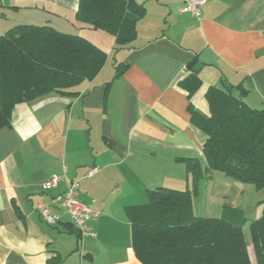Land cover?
<instances>
[{
    "label": "crops",
    "instance_id": "obj_1",
    "mask_svg": "<svg viewBox=\"0 0 264 264\" xmlns=\"http://www.w3.org/2000/svg\"><path fill=\"white\" fill-rule=\"evenodd\" d=\"M135 1L145 16L135 40L116 50L113 36L75 20L78 0H0V36L18 25L48 26L106 57L94 79L69 90L76 96L51 93L17 104L10 128L0 129V264H46L55 256L60 264H141L124 209L145 204L146 190H185L176 159L204 165L205 137L191 125L177 86L195 56L202 63L196 109L208 113L205 90L223 80L242 84L251 109L264 106V0H205L199 19L180 13L182 0ZM118 65L127 68L114 78ZM54 175L57 186L43 190ZM71 181L84 191L81 203L93 201L87 224L95 236L80 241L67 232L75 229L63 210L50 204ZM38 204H49L58 224H44ZM191 207L198 218L232 209L252 221L264 208V188L212 171Z\"/></svg>",
    "mask_w": 264,
    "mask_h": 264
},
{
    "label": "trees",
    "instance_id": "obj_2",
    "mask_svg": "<svg viewBox=\"0 0 264 264\" xmlns=\"http://www.w3.org/2000/svg\"><path fill=\"white\" fill-rule=\"evenodd\" d=\"M76 7L75 20L113 36L116 50L135 40L136 25L145 16L144 6L135 0H78ZM105 61V53L90 42L48 26L18 25L8 30L0 36V129L10 128L17 104L51 93L76 96L69 90L94 79ZM201 65L197 56L189 61L177 86L186 94L191 125L205 137L204 165L197 158L176 159L185 170V190H146L145 204L124 209L131 248L141 264H251L246 231L255 264H264V208L252 221L232 209H224L215 219L193 214L200 180L208 179L212 171L255 190L264 188V106L251 109L243 102L248 91L242 84L231 86L223 80L220 87L205 90L208 113H202L192 101L202 85ZM126 68L118 65L114 78ZM15 213L21 217L17 207ZM67 232L78 241L82 238L72 227ZM60 262L55 256L46 264Z\"/></svg>",
    "mask_w": 264,
    "mask_h": 264
},
{
    "label": "built area",
    "instance_id": "obj_3",
    "mask_svg": "<svg viewBox=\"0 0 264 264\" xmlns=\"http://www.w3.org/2000/svg\"><path fill=\"white\" fill-rule=\"evenodd\" d=\"M182 6L180 13L191 16L193 19H199L201 17V8L205 4V0H182ZM94 170L90 171L88 175H91ZM59 177L51 176L46 181L42 188L47 191L55 188L59 182ZM79 184L75 181L67 183L66 190L61 195L51 199L50 204L56 205L61 208L69 219L70 225L76 229L81 237L89 236L94 237L95 234L91 232L89 225L87 224L91 217L94 215L92 210L93 201L90 204H83L79 201L78 197L84 193ZM36 211L40 215L44 224L54 226L59 222V216L53 213L49 204H38Z\"/></svg>",
    "mask_w": 264,
    "mask_h": 264
},
{
    "label": "rangeland",
    "instance_id": "obj_4",
    "mask_svg": "<svg viewBox=\"0 0 264 264\" xmlns=\"http://www.w3.org/2000/svg\"><path fill=\"white\" fill-rule=\"evenodd\" d=\"M245 243L247 244V251H248V255L251 259V263L252 264H255V258L253 256V250H252V245L250 243V239H249V236H248V232L245 231Z\"/></svg>",
    "mask_w": 264,
    "mask_h": 264
}]
</instances>
